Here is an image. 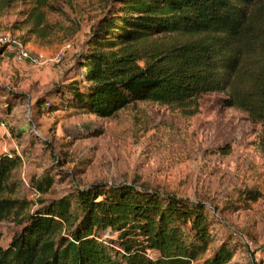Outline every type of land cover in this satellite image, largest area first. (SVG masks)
Listing matches in <instances>:
<instances>
[{
  "label": "rangeland",
  "instance_id": "374dc122",
  "mask_svg": "<svg viewBox=\"0 0 264 264\" xmlns=\"http://www.w3.org/2000/svg\"><path fill=\"white\" fill-rule=\"evenodd\" d=\"M38 1L0 0V33L41 54L31 63L0 53V154L19 158L2 197L26 205L0 216V245L53 199L126 182L204 202L212 241L203 258L226 241L229 264H264V123L225 107V92L182 106L137 101L109 117L67 106L61 95L83 85L89 39L120 14V0ZM43 175L52 178L44 194L35 186Z\"/></svg>",
  "mask_w": 264,
  "mask_h": 264
},
{
  "label": "trees",
  "instance_id": "16d2710c",
  "mask_svg": "<svg viewBox=\"0 0 264 264\" xmlns=\"http://www.w3.org/2000/svg\"><path fill=\"white\" fill-rule=\"evenodd\" d=\"M120 4V14L104 18L90 37L81 56L83 85L70 83L61 95L67 106L109 117L137 101L182 106L225 92V107L264 123V0ZM17 162L0 154L2 217L26 207L2 197ZM51 181L43 175L35 186L44 194ZM24 221L0 245V264H229L233 256L224 241L202 257L212 241L204 202L135 183L75 188Z\"/></svg>",
  "mask_w": 264,
  "mask_h": 264
},
{
  "label": "built area",
  "instance_id": "2783aa9c",
  "mask_svg": "<svg viewBox=\"0 0 264 264\" xmlns=\"http://www.w3.org/2000/svg\"><path fill=\"white\" fill-rule=\"evenodd\" d=\"M2 45H5L4 52L10 53L12 57L18 60L38 63L41 58V54H32L19 39L10 33H0V46Z\"/></svg>",
  "mask_w": 264,
  "mask_h": 264
}]
</instances>
